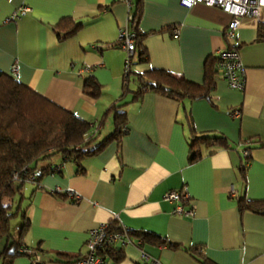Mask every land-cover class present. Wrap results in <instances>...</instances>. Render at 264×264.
I'll list each match as a JSON object with an SVG mask.
<instances>
[{"label":"crops","instance_id":"crops-1","mask_svg":"<svg viewBox=\"0 0 264 264\" xmlns=\"http://www.w3.org/2000/svg\"><path fill=\"white\" fill-rule=\"evenodd\" d=\"M141 5L145 55L134 54L130 72L163 70L200 85L206 60L235 48L244 89H230L217 74L208 99L179 102L145 92L133 100L138 85L130 74L129 93L117 102L125 83L126 53L119 41L128 13L124 2L0 0L2 73L88 122L95 145L113 132L111 114L104 116L113 104H122L127 119L119 142L110 140L83 159L80 171L73 160L55 159L56 171L42 176L40 188L27 186L24 245L39 247L43 264H75L85 253L87 232L115 221L130 243L113 246L118 254L109 257L112 264H151L144 254L160 264H264V213L239 206L264 201V22L243 18L226 40L230 16L215 8L185 9L178 0ZM63 19L80 27L59 40ZM89 76L99 86L97 98L82 91ZM234 111L239 115L232 117ZM190 129L198 137L221 136L228 148L202 146L201 159L189 164ZM169 191L185 199L166 201ZM177 207L194 214L185 216ZM63 256L71 262L59 261ZM13 264L30 261L17 257Z\"/></svg>","mask_w":264,"mask_h":264},{"label":"trees","instance_id":"trees-1","mask_svg":"<svg viewBox=\"0 0 264 264\" xmlns=\"http://www.w3.org/2000/svg\"><path fill=\"white\" fill-rule=\"evenodd\" d=\"M129 2L132 15L129 29L136 35L135 53L143 59L145 51L141 42L144 35L138 31L142 16L141 0ZM79 27L71 19L61 20L57 25L59 40L71 37ZM259 32L261 36L264 35V25L259 26ZM217 61L218 57L206 60L204 79L200 85L163 70H150L140 74H133L128 70L124 75L125 83L117 102L122 101L126 93H129L127 85L130 74L135 77L138 85L137 90L132 92L133 100L140 99L145 92H153L179 102L208 99L218 74ZM82 91L91 98H97L100 94L99 86L92 76L84 79ZM121 107L122 104H113L104 114H111L113 132L102 144L95 145V136L89 134L88 122L0 71V264H13L17 257H25L31 263L40 254L39 247L29 249L23 242L29 229L24 205V200L29 198L25 196L27 186L31 184L35 189L40 188L42 176L56 171L52 160H73L80 171L79 163L83 159L97 154L110 140L119 142L125 134L127 123L126 113ZM190 130L189 164L201 159L202 146L212 150L228 148V143L221 136L198 137L193 129ZM241 172H244L243 169ZM239 206L264 213V201L246 204L240 201ZM13 222L16 224L14 227ZM114 224L115 221L109 222L112 231L119 229ZM129 234L131 235L130 232ZM134 235L143 241L148 239L142 233ZM117 254L113 247L107 251V255L113 259H117ZM59 261L71 262L65 256ZM204 262L203 264H209Z\"/></svg>","mask_w":264,"mask_h":264},{"label":"built area","instance_id":"built-area-1","mask_svg":"<svg viewBox=\"0 0 264 264\" xmlns=\"http://www.w3.org/2000/svg\"><path fill=\"white\" fill-rule=\"evenodd\" d=\"M127 5L128 13L126 16L125 25L119 30V41L122 49L126 53L124 61V75L127 74L131 60L135 54V39L136 35L130 31L129 23L132 20L130 13L129 0H119ZM181 7L185 9H192L195 6H203L205 8H215L230 16V21L224 30V37L226 40H231L235 32L240 27L243 18H249L256 23L264 22V0H178ZM27 9L24 8L23 11ZM14 19V15L12 16ZM7 19L6 21H10ZM172 35L178 34L176 29H173ZM218 61L216 69L218 75L226 82L230 89L242 91L245 86V78L243 66L240 62L238 51L234 48H226L218 53ZM232 117L238 116V112L231 113ZM242 156L246 160L249 157L247 149L242 151ZM247 166V163L244 164ZM52 191V193H54ZM70 195H73L70 193ZM74 200H78V196H73ZM164 199L170 202H177L185 199V196L179 195L176 191H169L164 195ZM178 213L185 216H193V209L182 210L180 207L176 208ZM116 243L123 245L130 243L129 235L126 230L119 228L117 230H110L109 224H100L98 227L91 229L87 232V239L85 241V253L80 256L75 264H112L110 262L107 251ZM23 251V250H21ZM145 260H149L151 264H160L156 259H150L145 254ZM30 264H42L38 255L31 261Z\"/></svg>","mask_w":264,"mask_h":264},{"label":"rangeland","instance_id":"rangeland-1","mask_svg":"<svg viewBox=\"0 0 264 264\" xmlns=\"http://www.w3.org/2000/svg\"><path fill=\"white\" fill-rule=\"evenodd\" d=\"M15 222H13L12 224H13V227H14V225H16V224H14Z\"/></svg>","mask_w":264,"mask_h":264}]
</instances>
